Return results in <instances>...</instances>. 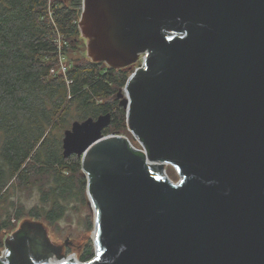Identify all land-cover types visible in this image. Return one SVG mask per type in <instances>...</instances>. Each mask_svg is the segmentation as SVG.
Returning a JSON list of instances; mask_svg holds the SVG:
<instances>
[{
  "label": "water",
  "instance_id": "obj_1",
  "mask_svg": "<svg viewBox=\"0 0 264 264\" xmlns=\"http://www.w3.org/2000/svg\"><path fill=\"white\" fill-rule=\"evenodd\" d=\"M77 23L92 61L131 68L148 52L120 105L181 177L104 135L110 113L75 120L62 155L91 177L97 255L60 256L22 223L0 264H264V0H81Z\"/></svg>",
  "mask_w": 264,
  "mask_h": 264
},
{
  "label": "trees",
  "instance_id": "obj_2",
  "mask_svg": "<svg viewBox=\"0 0 264 264\" xmlns=\"http://www.w3.org/2000/svg\"><path fill=\"white\" fill-rule=\"evenodd\" d=\"M80 7L81 0H0V247L21 217L54 223L71 201L86 202L84 163L62 155L73 121L110 113L103 134L127 133L119 97L127 67L77 58L63 74L51 71L66 44H80Z\"/></svg>",
  "mask_w": 264,
  "mask_h": 264
},
{
  "label": "rangeland",
  "instance_id": "obj_3",
  "mask_svg": "<svg viewBox=\"0 0 264 264\" xmlns=\"http://www.w3.org/2000/svg\"><path fill=\"white\" fill-rule=\"evenodd\" d=\"M65 49V51L61 50L62 54L59 53L58 57H56L55 65L51 70L52 72L63 74L64 71L72 65L73 60L77 58H88L91 60L89 55L85 53V49L81 43L77 49H71L70 45L66 44ZM127 69L130 72L132 71V68ZM120 93L122 95L120 99L125 97L124 86L120 89ZM164 174L173 182L179 181L181 177L177 169L171 165L165 167ZM24 199L28 206L35 202L34 197L28 196ZM22 223L38 227L42 232V239L46 245H59L56 254H59L60 256H62V249L65 245L70 246V257L72 255V257L78 258L79 260L85 259L89 256L93 257L98 251L94 236L95 213L94 208L89 201L88 194H86L85 203L71 201L68 205L67 214L57 222L48 223L42 218L36 219L28 216L21 217V219L16 222V227L12 232L3 233L2 238L4 241L7 240L13 232L18 230ZM3 250L4 245L0 247V254H2Z\"/></svg>",
  "mask_w": 264,
  "mask_h": 264
},
{
  "label": "built area",
  "instance_id": "obj_4",
  "mask_svg": "<svg viewBox=\"0 0 264 264\" xmlns=\"http://www.w3.org/2000/svg\"><path fill=\"white\" fill-rule=\"evenodd\" d=\"M146 53H148L146 50L138 53V58L136 59V61L131 66L132 71L130 72V74H135L137 71H139V70L144 68L145 60H146V57H147ZM124 93H125V91H124ZM125 96H126V94H125ZM126 129H127V133H125V134H118V133L116 134V133H114V134H111V135L125 137L126 142H127V146L132 151L142 154L144 159H145V164L148 167L152 168L154 171H155V165H158L159 163L162 164L163 165V167H162L163 170L159 171V173L163 174L167 178V176L164 174L165 173V167L167 165H171L173 167H175V166L170 164L169 162H166V161L165 162H160V161H157V160L149 159L148 158V149H147V146L145 145V143L137 136V134L133 130H131L127 126V124H126ZM155 172H157V171H155ZM167 179L169 181H171L169 178H167ZM171 182H173V181H171ZM96 255H97V252L94 254L93 258ZM71 258H73L75 260H79L78 258L72 257V255H71Z\"/></svg>",
  "mask_w": 264,
  "mask_h": 264
},
{
  "label": "flooded vegetation",
  "instance_id": "obj_5",
  "mask_svg": "<svg viewBox=\"0 0 264 264\" xmlns=\"http://www.w3.org/2000/svg\"><path fill=\"white\" fill-rule=\"evenodd\" d=\"M133 64V63H132ZM131 64V65H132ZM33 227H35V226H31L30 227V229H29V231H28V234H29V236L31 237V238H35V237H37V235H39V233L41 232V230H38V228L37 229H33ZM55 253H57V252H55Z\"/></svg>",
  "mask_w": 264,
  "mask_h": 264
},
{
  "label": "bare ground",
  "instance_id": "obj_6",
  "mask_svg": "<svg viewBox=\"0 0 264 264\" xmlns=\"http://www.w3.org/2000/svg\"><path fill=\"white\" fill-rule=\"evenodd\" d=\"M162 170H163V169H162V168H159L158 165H155V171L159 172V171H162ZM2 254H4V253H2ZM1 256H2V255H1ZM1 256H0V257H1Z\"/></svg>",
  "mask_w": 264,
  "mask_h": 264
}]
</instances>
